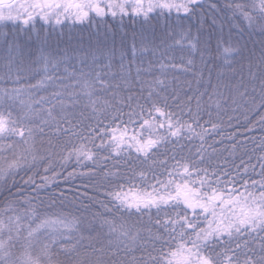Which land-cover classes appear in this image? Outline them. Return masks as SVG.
<instances>
[{
    "label": "snow or ice",
    "instance_id": "snow-or-ice-1",
    "mask_svg": "<svg viewBox=\"0 0 264 264\" xmlns=\"http://www.w3.org/2000/svg\"><path fill=\"white\" fill-rule=\"evenodd\" d=\"M126 17L133 21L142 18L140 28H134L130 35L123 32ZM70 19L74 24L87 22L89 27L95 24L98 32L101 27L106 33L122 32L117 72L110 71L114 49H108L109 63L97 67L93 57L89 65L85 55L80 59L81 67L70 65L72 71L65 67L61 75V65H67L68 61L63 54L49 50L47 36L51 33L46 26L54 31L55 26L63 28ZM185 21L189 22L187 27ZM9 27L15 29L14 35L2 31ZM42 31L46 32L43 38ZM21 32L27 35V41L32 40V33L40 41L34 54L31 51L25 54L26 45L19 41ZM0 37L3 41L0 62L6 70L3 82L20 85L0 88V100L19 105L25 110V119L33 125L26 126L11 119V112L6 116L0 111V141L19 137V143L24 145L17 151V143H0V179L20 172L27 175L38 162L44 161L47 164L43 171L51 173L40 176L37 169L34 175L22 178L19 185L13 179L11 187L0 192V196H5L0 205V264H264V139L258 146L262 152L257 157L259 180L244 178L249 167L253 172L256 170L251 157L238 166L235 175L194 166L190 170L189 163L176 161L175 171H169L168 175L179 179L157 181L160 187L153 185V193L129 197L122 185L116 186L118 190L106 192L109 203L114 205L110 212L123 210L129 216H143L153 208L157 212L155 219L149 216L147 225L114 214L112 219L101 218L100 226L108 230L106 240L85 237L82 230L94 231V225L89 227L79 218L57 210L64 207L67 199L63 190L59 196L53 194L47 205L39 197L41 191L55 187L58 177L63 175L56 170L53 156L62 161L61 169L73 158L83 167H87L86 161L95 162L97 157L92 149L105 144L101 140L97 146L95 140L109 135V126L99 127V120L96 126L85 123L94 117L111 114L116 128L111 130L107 143L112 151L119 154L125 140L130 139L144 158L168 139L167 136L146 140L143 136L127 137L128 123L142 120L141 129L153 126L149 119H144L145 113L153 120L155 114L163 117L169 136L179 138L187 130L202 142L208 132L200 123L202 113L207 111L211 117L213 107L218 118L221 112L243 109L246 122L264 128V0H0ZM171 48L187 50L190 57L199 54L200 66L193 58L172 65L192 75V81L188 82L191 95L185 93L183 99L179 94L172 97L181 111L187 107L191 123L174 120V113L165 112L166 99L164 107L159 106L158 100H152L156 89L165 81L140 78L142 72H151V64L147 69L142 67L145 53L155 55L160 51L163 56ZM128 52L131 59L125 64L123 60ZM29 60L39 66L36 74L43 76L36 84L24 86L21 81ZM137 60L140 65L135 67L133 79L132 69ZM165 67L161 64V69ZM133 84H139L141 93L147 90L150 107L145 108L131 94ZM45 85L58 87L47 96L34 95L47 91ZM125 90L129 94L122 96ZM123 107L129 109L127 122L123 120ZM85 112L90 116L86 117ZM249 112L258 114V120L251 121ZM232 119L229 115L228 120ZM205 123H210L213 131L221 127L211 120ZM121 124L125 125L124 132L115 135ZM158 126L163 128L164 124ZM246 131L253 129L248 127ZM60 137L65 138L63 143ZM236 147L233 144V150ZM203 150L202 143L197 149L201 162ZM94 174L92 169L79 173ZM193 174L199 179L198 185L192 179ZM76 175L73 169L64 179ZM139 175L143 178L145 174L141 171ZM34 176H40V183ZM237 184L241 187L237 188ZM181 205L183 212H176L175 216L166 211ZM161 211L165 212L163 217L159 215ZM201 218L206 221L203 227L197 222ZM218 246H222L221 251L216 250Z\"/></svg>",
    "mask_w": 264,
    "mask_h": 264
},
{
    "label": "trees",
    "instance_id": "trees-1",
    "mask_svg": "<svg viewBox=\"0 0 264 264\" xmlns=\"http://www.w3.org/2000/svg\"><path fill=\"white\" fill-rule=\"evenodd\" d=\"M176 14L173 13V19H175ZM140 20L142 18H137L136 21H133L129 18H125L126 27L123 29V32H127L129 35L133 29L140 28ZM42 23V22H40ZM40 23H37V28L40 27ZM113 22L109 19V24ZM153 25L156 24L155 18L152 21ZM163 21L161 20V25ZM189 22L185 21V27H187ZM47 31H50V35L47 36V43L49 50L63 54L64 58L68 61L67 65H61V72L64 68L67 67L68 71H72L70 65H75L76 67H81L80 59L87 55L88 63L91 65L93 57L97 62V67L102 64L109 63L107 57L110 55L108 49H114V53L111 54V65L112 68L110 71L117 72L119 65L121 63V47L120 39L122 32L106 33L103 27L100 28L99 32L97 31L95 24L89 27L87 22L83 24H74L70 19L67 21V24L61 28L60 26H55V30L52 31L46 26ZM3 32H8L10 35L15 34V29L9 27L7 29H2ZM159 32V27H157ZM195 32V28H193ZM46 34L45 31L41 32V37ZM32 40L27 41V35L23 32L19 34V41L22 45L29 46L31 51H36L40 45V41L36 39L35 33H32ZM0 37V42H1ZM245 39H247V34H245ZM256 39H259L258 37ZM214 46V43H213ZM251 46V44L249 45ZM26 49V47H25ZM99 49V50H98ZM257 55L259 51L257 48ZM193 58L197 64L200 66L199 54H194L190 57L187 50H181L180 48H171L161 56L160 51H157L155 55L151 52L145 53L142 57L143 65L142 67L147 69L149 64H151V72H142L141 79L146 81H151L154 79L163 80L165 84L156 89V92L153 94L152 100H158L159 106L164 107V100H167V107L164 108L165 112L174 113L173 119H179L182 122L187 121L191 123V116L188 112L187 107L183 108L181 111V106L175 102L172 97L176 94H179L181 99H183L184 94L191 93L188 91L189 85L188 82L192 81L191 73H186L181 71L179 68H173L172 65H181L182 61ZM131 59V53L128 52L123 62L128 64ZM161 64H164L166 67L161 69ZM140 65V60H137L132 69V78H135V67ZM87 70V69H85ZM206 74V73H205ZM62 75V74H61ZM116 82V81H114ZM5 86L0 88L8 87L10 88L11 84H4ZM195 87V84L192 85ZM139 84L132 85V95L139 99V102L145 106V108L150 107L151 101L147 100L148 92L144 90L142 93L139 90ZM55 90H48L43 92L34 93L38 96H47ZM129 93L125 90L121 92L122 96H126ZM158 94V95H157ZM135 103V101H133ZM192 108L195 109V103L193 102ZM78 109L77 111H80ZM0 111L4 112L7 116L8 112H11V119L18 121L26 126H33L29 124V121L25 119V110L22 109L19 105H9L6 104L3 100H0ZM122 111L125 113L123 120L127 122L128 116L126 115L129 111L127 107H123ZM212 112L211 117L207 114V111L202 113V118L200 123L204 128L208 129L207 134L204 137L202 142L198 136H192L187 130L182 133V135L177 137H171L167 132V121L160 117L159 114H155V119L148 117L145 113L144 119H149L152 127H144L141 129L140 124L142 120L138 123H128L127 124V137L136 136L139 138L143 136L146 140L148 138L156 139L159 136H167L168 139L163 142L154 152L148 157L144 158L142 154H139L135 150V142L126 139L124 145H122V150L119 154L112 151V148L108 146V141L112 134V129L116 128V124L112 123L111 114L107 116L101 115L94 117L90 120H85V123H89L93 126L97 125V120H99V127L104 125L109 126V135L101 136L100 139L95 140V144L99 146L101 140L105 142L104 147L102 148H93L97 159L95 162L86 161L85 164L87 167H83L77 164L76 160L73 158L65 168L61 169L60 164L62 161L56 156H53V164L57 171L63 173L58 177L56 181V186L49 188L46 191H41L39 197L44 200L47 205L50 201V198L59 196L63 190V195L67 197L64 200V207L58 211H63L65 214L70 216H75L83 221L89 227H93L94 231L84 232L82 230L81 234L85 237H91L93 240L100 239L106 240L107 228L101 227L100 222L101 218L112 219V215L123 216L124 219L129 220V222H139L147 225L149 216H152L153 219L156 218L157 212L156 209H152L151 212H145L143 216L132 215L129 216L127 213L121 212L113 213L109 210L114 209V205L109 203V198L105 195L106 192L116 189L117 185H122L123 190L126 194L131 196L142 195L145 193H153V185H156L157 188L160 187L157 184V181H167L170 178L179 179V177H169V171H175L176 161L190 164L191 167L197 169H207L211 172L213 169L217 170L219 173L227 172L229 175H235L237 173L238 166L242 162H248L251 157V165H256L255 172L252 171L249 167V174L245 176V179L259 180L261 177L258 175L260 173L259 163L257 157L262 154L261 149L258 147L261 144L262 139H264V128L259 124L248 123L244 120L243 109L238 110L237 112L229 111L227 114L221 112L220 117L218 118L216 109L213 107L210 109ZM233 116L231 121L228 120V116ZM251 121L258 120V114L247 113ZM85 116H90V113L85 112ZM222 118V119H221ZM133 119H136L133 117ZM211 120V123L220 124L221 127L213 131L210 123H205V121ZM163 123L164 127L160 128L158 125ZM238 125V127H237ZM252 128L253 131L248 132L246 128ZM125 125L121 124L119 129L116 130L115 135H120L124 132ZM196 131L199 132L200 128H196ZM86 132V130H85ZM235 135L233 136V134ZM47 139V137H45ZM64 137H60V142L63 143ZM0 143H17V151L21 147H24L23 144L19 143V137H16L14 141L2 140ZM203 143V161L201 162V156L197 155V149L201 147ZM233 144H237L235 150H233ZM128 145H132L128 147ZM89 147H92L91 144ZM215 149V151H213ZM43 154V153H41ZM47 161L43 163H37L36 168L32 172L27 173V175H34L35 171L38 169L40 176L51 175V173H45L43 171ZM73 169H76L77 175L65 180L64 177L67 176L68 172H72ZM89 169L94 171V175H79V173L88 172ZM144 172V177L141 178L139 175L140 172ZM182 172L183 169L181 168ZM242 171V169H241ZM109 173V175H105ZM27 175L25 172H20L19 174L13 176H7L3 179H0V192L5 191L8 187H11L13 179L19 185L22 183V178L26 179ZM204 173L201 172L200 176L203 177ZM40 176H34L37 183H40ZM222 180L225 177H220ZM193 180L197 181L199 184V179L195 174L192 176ZM215 186V185H213ZM174 187V186H173ZM237 188L241 186L236 185ZM131 189V191H130ZM118 190V189H116ZM242 190V189H241ZM13 192L16 191L15 188L12 189ZM82 193H86L87 196H82ZM26 194L27 190H26ZM91 197L92 199H88ZM5 200V196H0V205H2ZM39 201H37L38 203ZM103 202V203H101ZM59 205V201H57ZM183 205L181 208L172 209L169 208L166 211L169 215L175 216L176 212H183ZM190 212V210H189ZM161 217L165 215L164 211L159 213ZM95 217V219H94ZM203 227L206 224L202 218L197 221ZM156 229L153 228V231ZM177 243L179 240L177 239ZM159 247V245H157ZM217 251L222 250V246L216 248ZM139 255V253H136Z\"/></svg>",
    "mask_w": 264,
    "mask_h": 264
},
{
    "label": "rangeland",
    "instance_id": "rangeland-1",
    "mask_svg": "<svg viewBox=\"0 0 264 264\" xmlns=\"http://www.w3.org/2000/svg\"><path fill=\"white\" fill-rule=\"evenodd\" d=\"M2 42L3 41L1 38L0 44H2ZM25 47H26L25 54H27V52L31 51V49L29 46H25ZM31 52L34 54L36 51L32 50ZM38 68H39V66L31 64L30 60L26 61L25 66H24L25 70L23 72L24 78L22 79L21 84H23L24 86L36 84L41 79V77L43 76V73H40L39 75L36 74V72L38 71ZM5 72H6V70L3 68L2 62H0V85H1V87L5 86L4 85L5 83L3 82L6 79ZM69 72H71V71H69ZM61 74L64 75V72H61ZM19 86L20 85L11 84L10 88L11 87H19ZM45 87L47 88V91L51 90V89L56 90L58 85H51V86L45 85ZM39 92H43V91H39Z\"/></svg>",
    "mask_w": 264,
    "mask_h": 264
}]
</instances>
